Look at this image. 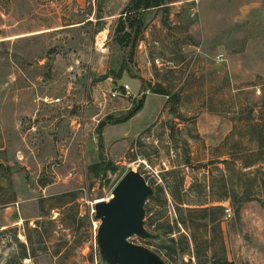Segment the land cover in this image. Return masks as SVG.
I'll return each instance as SVG.
<instances>
[{
    "label": "rangeland",
    "instance_id": "rangeland-1",
    "mask_svg": "<svg viewBox=\"0 0 264 264\" xmlns=\"http://www.w3.org/2000/svg\"><path fill=\"white\" fill-rule=\"evenodd\" d=\"M132 1L0 2V264H101L95 204L132 170L163 190L147 201L149 230L173 229L133 243L168 264H264V189L251 185L264 167L263 14L244 17L246 0H168L144 14L132 54L116 33ZM242 185L251 201L237 215Z\"/></svg>",
    "mask_w": 264,
    "mask_h": 264
},
{
    "label": "water",
    "instance_id": "water-1",
    "mask_svg": "<svg viewBox=\"0 0 264 264\" xmlns=\"http://www.w3.org/2000/svg\"><path fill=\"white\" fill-rule=\"evenodd\" d=\"M144 99L137 107L140 110ZM156 195L145 176L139 171L128 172L115 187L112 198L95 204L98 229V252L101 264H168L159 254L132 242L161 243V233L147 227L146 204Z\"/></svg>",
    "mask_w": 264,
    "mask_h": 264
},
{
    "label": "trees",
    "instance_id": "trees-1",
    "mask_svg": "<svg viewBox=\"0 0 264 264\" xmlns=\"http://www.w3.org/2000/svg\"><path fill=\"white\" fill-rule=\"evenodd\" d=\"M2 0H0L1 2ZM168 5V0H133L131 2V4L129 5V7L126 8V10L124 11V13L122 14V17L120 18V22H119V28L117 29V42L121 47L124 48H130L131 49V53L133 54L134 50L137 48L140 37L143 35L145 29H146V24H145V19H144V14L153 10H160V9H165V7ZM125 67L122 68V70L120 71V73L117 76L118 80H121L123 78L124 75V71H125ZM142 84L144 86V82L142 81ZM150 91L153 94H157V95H161V96H168L170 97V95L163 89H151L150 87ZM143 108H141L140 110L136 108H134L130 114L128 115V117L126 119L123 120V122H127L129 120H131L133 117H135ZM254 120V119H252ZM105 127V123L100 124L99 126V132L102 131V129ZM253 141V139H252ZM254 141L257 142V149L259 150L260 154H262L264 152V136H259V138L255 139ZM242 161V160H241ZM244 161V160H243ZM243 166L241 170H248V169H253V168H257L260 165H262V163H244L242 162ZM103 166H93V169L95 170H102ZM8 173L11 174V168L8 166H5L4 164L0 163V173ZM242 172V171H241ZM243 173V172H242ZM241 175H244L242 174ZM229 174H231V172H229ZM252 174H254V178L253 181H251V185L252 186H256L258 187L260 190L264 189V167H259L257 169V171L252 172ZM247 174H245L246 176ZM240 184V183H239ZM242 184V183H241ZM250 188L251 187H244V185L240 186L239 192L242 195V203L240 205H238L237 210H236V214L240 215L241 213V209H242V205H244L245 203L251 201V198L248 196L249 192H250ZM1 189V188H0ZM163 190L160 189V191H156V195L153 198H150L149 200H157V198L159 197V194L162 193ZM75 196V193H69L66 195H63L61 198L65 199L67 197L70 196ZM234 196H236V192L233 193ZM147 214L149 213V209L147 208ZM217 211H221L219 214L222 215L224 214V211L222 208H218ZM189 213L192 216V210L189 211ZM203 213H206V217L202 218L203 220H206L208 217V210H204ZM211 223H214L213 221H211ZM184 225L187 227L188 224L184 223ZM204 226H200V227H206L208 228L209 224H202ZM148 226V223H147ZM149 226H153V221L151 220L149 222ZM158 233H161L162 235L164 234L165 236L170 235L173 233V229L171 227L165 228L164 226H159L157 228ZM163 235V236H164ZM28 240L32 242V239L30 237H28ZM17 241L20 243V240L17 238ZM174 242V240H172ZM21 248H22V259L27 260V259H32L34 258V256H32V254H30L28 252L27 247L24 244H20ZM99 256V253H98ZM100 259V258H99ZM224 264H235L234 262H231L230 260H226L224 261Z\"/></svg>",
    "mask_w": 264,
    "mask_h": 264
},
{
    "label": "crops",
    "instance_id": "crops-1",
    "mask_svg": "<svg viewBox=\"0 0 264 264\" xmlns=\"http://www.w3.org/2000/svg\"><path fill=\"white\" fill-rule=\"evenodd\" d=\"M79 1L82 2L83 0H79ZM242 13L246 18L259 14L260 15L263 14V18H264V0H246L244 5L242 6ZM135 81L138 82V92H140L142 90V83L140 80L137 79H135ZM125 86L130 87V85H124V87ZM130 95L132 96L134 95L133 93H131V87H130L129 95H127L126 97L129 98ZM159 96L157 94L153 95V97H159Z\"/></svg>",
    "mask_w": 264,
    "mask_h": 264
},
{
    "label": "built area",
    "instance_id": "built-area-1",
    "mask_svg": "<svg viewBox=\"0 0 264 264\" xmlns=\"http://www.w3.org/2000/svg\"><path fill=\"white\" fill-rule=\"evenodd\" d=\"M124 89H125L127 95H129L130 87H129V86H125ZM104 96H105V98H107V97H108V94H105ZM109 96H110V98L115 99V98L120 97V94H119L118 92H110V93H109ZM226 217H227V218H231V217H232V215H231V211H230V210H227V211H226Z\"/></svg>",
    "mask_w": 264,
    "mask_h": 264
},
{
    "label": "bare ground",
    "instance_id": "bare-ground-1",
    "mask_svg": "<svg viewBox=\"0 0 264 264\" xmlns=\"http://www.w3.org/2000/svg\"><path fill=\"white\" fill-rule=\"evenodd\" d=\"M100 202H103V201H100ZM107 202V201H106ZM97 203H99V202H97Z\"/></svg>",
    "mask_w": 264,
    "mask_h": 264
}]
</instances>
